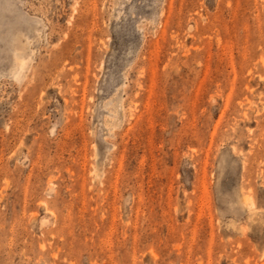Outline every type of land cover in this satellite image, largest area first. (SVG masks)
I'll list each match as a JSON object with an SVG mask.
<instances>
[{"label": "rangeland", "instance_id": "rangeland-1", "mask_svg": "<svg viewBox=\"0 0 264 264\" xmlns=\"http://www.w3.org/2000/svg\"><path fill=\"white\" fill-rule=\"evenodd\" d=\"M0 264H264V0H0Z\"/></svg>", "mask_w": 264, "mask_h": 264}, {"label": "bare ground", "instance_id": "bare-ground-1", "mask_svg": "<svg viewBox=\"0 0 264 264\" xmlns=\"http://www.w3.org/2000/svg\"><path fill=\"white\" fill-rule=\"evenodd\" d=\"M23 56V55H22ZM24 60V59H23ZM25 61V60H24ZM17 62H18V59H17ZM245 201V200H244Z\"/></svg>", "mask_w": 264, "mask_h": 264}]
</instances>
